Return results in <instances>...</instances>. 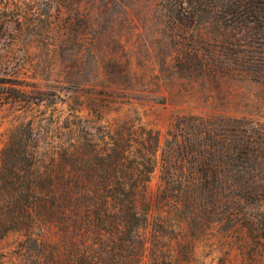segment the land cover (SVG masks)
I'll use <instances>...</instances> for the list:
<instances>
[{
  "label": "trees",
  "instance_id": "16d2710c",
  "mask_svg": "<svg viewBox=\"0 0 264 264\" xmlns=\"http://www.w3.org/2000/svg\"><path fill=\"white\" fill-rule=\"evenodd\" d=\"M157 2L180 74L264 80V0ZM77 112L54 119L51 153L40 126L12 128L0 151V239L23 230L20 251L30 257L34 243L38 264H58L61 253L65 264H170L157 224L182 221L201 234L222 222L245 231L264 257V120L176 115L161 141L137 118L104 126L97 143ZM156 168L152 216L146 194Z\"/></svg>",
  "mask_w": 264,
  "mask_h": 264
},
{
  "label": "rangeland",
  "instance_id": "374dc122",
  "mask_svg": "<svg viewBox=\"0 0 264 264\" xmlns=\"http://www.w3.org/2000/svg\"><path fill=\"white\" fill-rule=\"evenodd\" d=\"M174 56L157 0H0V151L16 124L32 121L53 152L56 118L75 109L97 143L104 126L137 125V118L159 131L161 141L176 115L264 120V80L231 72L183 75ZM159 182L156 168L146 194L152 216ZM155 228L168 235L170 264L264 262L258 244L231 223H214L201 234L176 220ZM25 238L20 230L0 239V264L39 263L34 243L30 257L22 255ZM66 257L61 253L58 264Z\"/></svg>",
  "mask_w": 264,
  "mask_h": 264
}]
</instances>
